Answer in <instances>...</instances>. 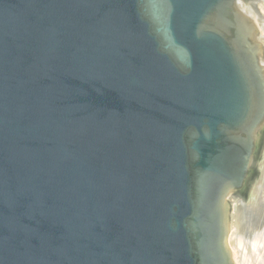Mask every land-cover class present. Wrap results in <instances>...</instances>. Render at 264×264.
<instances>
[{
  "label": "water",
  "instance_id": "1",
  "mask_svg": "<svg viewBox=\"0 0 264 264\" xmlns=\"http://www.w3.org/2000/svg\"><path fill=\"white\" fill-rule=\"evenodd\" d=\"M236 0H0V264H233L264 138Z\"/></svg>",
  "mask_w": 264,
  "mask_h": 264
},
{
  "label": "bare ground",
  "instance_id": "2",
  "mask_svg": "<svg viewBox=\"0 0 264 264\" xmlns=\"http://www.w3.org/2000/svg\"><path fill=\"white\" fill-rule=\"evenodd\" d=\"M235 9L246 23V35L250 34L249 23L255 31L252 38L261 50L260 64L264 63V0H236ZM249 22V23H248ZM252 43L251 50L256 43ZM261 66L264 68V64ZM262 142V141H261ZM264 166V164H263ZM264 172V170H263ZM253 183L249 184V192ZM256 205H237L240 197L228 196V203L237 206L235 215L229 214V236L227 239L233 264H264V177L255 189ZM231 213V207H230Z\"/></svg>",
  "mask_w": 264,
  "mask_h": 264
},
{
  "label": "rangeland",
  "instance_id": "3",
  "mask_svg": "<svg viewBox=\"0 0 264 264\" xmlns=\"http://www.w3.org/2000/svg\"><path fill=\"white\" fill-rule=\"evenodd\" d=\"M251 24V23H250ZM249 25V24H248ZM253 25V24H252ZM250 26V25H249ZM254 26V25H253ZM255 27V26H254ZM254 42H257L253 39ZM259 42V41H258ZM257 42V43H258ZM260 43V42H259ZM261 44V43H260ZM264 47V45H263ZM256 49V46H253V50ZM262 64V63H261ZM264 64V63H263ZM262 64V65H263ZM264 66V65H263ZM264 138L262 140V142H260V149H259V156H258V162L255 166V174H256V182H253V186L251 188V191L250 193H248V199L247 198H240L239 203L237 204L238 206L239 205H244V206H250V205H253L255 206L256 205V197H255V189L258 185L259 182H262V179L264 177ZM230 207H231V215H235L236 213V209H237V206L235 205V203L233 204V202L230 203ZM228 236H229V232H228ZM227 246H228V242H227ZM229 248V247H228ZM230 250V248H229ZM231 252V251H230ZM232 255V254H231ZM233 260V259H232ZM234 263V261H233Z\"/></svg>",
  "mask_w": 264,
  "mask_h": 264
}]
</instances>
